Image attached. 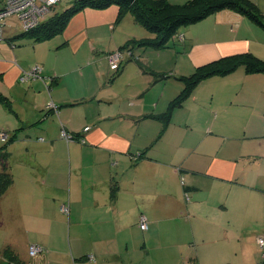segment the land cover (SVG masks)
Returning a JSON list of instances; mask_svg holds the SVG:
<instances>
[{
  "label": "crops",
  "instance_id": "0c3cea01",
  "mask_svg": "<svg viewBox=\"0 0 264 264\" xmlns=\"http://www.w3.org/2000/svg\"><path fill=\"white\" fill-rule=\"evenodd\" d=\"M169 1L173 3L178 0ZM259 8L264 11V5ZM122 17L118 18L115 5L104 9L84 8L70 19L62 33L43 41L30 39L33 41V45L29 46L30 52L16 44L14 35L4 38L6 42H0V81L9 86L16 85L22 73L43 65L41 76L52 93L53 85L64 82L68 74L64 67H52L53 72L49 71L50 57L54 52L68 49L77 55L86 46L87 53L99 51L102 57L108 59L127 39L150 37L146 32L141 37L137 34L120 40L118 33L124 34L118 31ZM207 18L214 19V24H217L209 28L216 30L210 39L203 38L200 35L202 32H198L201 27L197 26L202 25L203 20L192 25L198 30H190L188 35L180 34L184 49L188 47L193 53L191 56L195 58L193 62L196 65L246 51L264 60V32L258 25L228 9ZM251 35L256 40L250 38ZM55 38H59L56 44L42 51L41 44ZM39 50L42 55H38ZM135 55L143 54L134 50V58L129 55L125 58H130L127 61L123 56V64L116 73H121L127 62L136 60ZM83 69L78 65L79 71ZM164 69L159 73H166ZM234 73L242 75L240 84L236 90L232 87L217 90L214 86L212 95L207 98L210 111H214L215 107L228 111L233 100L245 99L244 95L240 96L242 92L259 98L264 96V72L247 74L239 67L219 78ZM215 77L218 76L208 77L200 83ZM164 79L165 75L155 81H164L165 88L168 80ZM33 82L38 84L35 80ZM64 87L67 96L61 93L62 100L45 104L44 109L39 110L32 119L28 118V122L17 125L12 121L8 123L6 117L0 116V130L8 133L9 137L14 135V140L22 133L19 132L21 129L32 126L36 133H42L45 137L39 148H33V161L25 163L28 165L23 167L33 168V171L22 173L21 187L17 188V176L11 170L13 182L0 197L1 201L12 194L17 202L20 194L33 195V219L37 221L33 223V230L38 233L33 238L37 242L33 244L39 245L42 252L26 261L27 264H153L142 259L141 255L148 254L146 235L155 229L165 239L186 247H202L215 241L214 236H217V242L229 241L246 232L247 202L258 213L262 208L261 191H264V184L258 176H264V172L257 169L260 156L233 151L229 156L218 157L219 148L207 152L200 146H192L184 141L180 144L170 142L167 147L160 146L157 142L162 134L160 137L158 134L159 140L157 137L153 140L159 123H153L152 133H140L139 126L149 118L146 117L149 114L126 112V97H122L120 105L114 103L113 108L103 111L96 118L87 119L85 116H75L71 111L72 107L82 103L85 96H72L68 85L64 84ZM97 87L89 97L95 96L100 102L113 104L114 100L106 98L103 89ZM28 90L26 95L29 94ZM180 91L181 88L176 95ZM1 95L9 98L8 95ZM62 102H69L68 107ZM55 114L62 120L58 130L53 129L49 121ZM84 127L88 129L84 130ZM17 128L20 130L15 131ZM62 128L69 133L68 137L61 135ZM28 135L27 132L24 136ZM208 136L205 134L204 137ZM146 147H149L147 152L139 157L140 151ZM28 148L25 146V149ZM199 176L205 180H199ZM214 187L216 194L209 197L204 195ZM223 188L227 190L225 196H221ZM251 190L258 192V195L249 200ZM140 215L147 219L144 231L137 224ZM136 235L140 240L136 241ZM204 255L209 260L195 255L189 257L191 261L187 264L220 262L221 255ZM240 260V263L232 264H264V252L260 261L254 260L252 254L251 258L244 256Z\"/></svg>",
  "mask_w": 264,
  "mask_h": 264
},
{
  "label": "rangeland",
  "instance_id": "374dc122",
  "mask_svg": "<svg viewBox=\"0 0 264 264\" xmlns=\"http://www.w3.org/2000/svg\"><path fill=\"white\" fill-rule=\"evenodd\" d=\"M71 1L72 0H62L46 15V18L56 12L62 11ZM184 1L185 0H178L175 2L182 3ZM253 1L258 6L264 5V0ZM212 15L214 16V14ZM242 16L258 25L264 32V29L254 20L245 15ZM44 18H42L41 21H43ZM207 19L209 18H203V22H201L203 24L197 26L199 28L201 27L200 29L192 27L194 23L180 26L176 31L177 33L168 40L167 46L163 48H136V50H139V54L143 55H135L136 60L134 59L127 62L121 73H116V71L120 69L122 63L114 72L109 69V61L101 56V52L93 50L91 53H87L86 46H84L77 55L73 54V52L68 49L54 52L50 57V66H48V68L49 71L53 72L52 67H64L68 72L64 82L58 84V86L57 84L53 85L52 94L47 88L48 83L45 84V82H43L41 72L37 77L28 79L25 82H16V85L12 86H9L6 82L0 81V93L8 95L9 97L0 101V116L6 117L8 123L12 121V123H17V125H21L23 121L28 122L35 114H38L39 110L44 109L45 104L53 102L56 99L62 100L61 98H63V96L60 95L61 93L67 96L64 84L68 85L72 96H77L79 94L85 96L82 99L83 104L81 103L79 106L71 108L72 114L75 116H85L87 119L96 118L102 114L103 111L106 112L107 109L113 108L114 103L120 105L122 97H126V104L128 103L126 112L128 113L134 112L136 114L137 112H143L145 114H151L162 112L164 109H167L170 102L169 100H172L174 96H176V92L180 90V88H183L184 83L180 79V76L191 74L196 70V67L199 66L193 62L195 58L191 56L193 53L190 52L189 48L187 47V49H184L180 34L184 33L188 35L190 30L194 32L199 29L198 32H202L200 35L203 38L207 37V39H210L209 37L213 35L216 30L212 31L209 30V28L216 27L217 24H214V19ZM5 22L6 26L3 30L4 38L19 34L23 31L22 23L15 16L5 19ZM118 31L124 33L123 35L118 33L122 41H124L126 36L131 37L132 35L138 34L137 36L141 37L142 34L146 32L149 33L150 37L153 36L152 33L135 21L130 11L126 12L122 17ZM250 38L256 40V37L253 35H251ZM30 39L32 38L20 37L15 40L16 44H19L22 49H26V51L30 52L29 46L33 45V39ZM2 40H0V42ZM58 40L59 38H55L50 42L41 44L42 46L40 47H42V51H45V47L56 44ZM42 51L39 50L38 55H42ZM118 51L124 56V60H126L125 58L129 57V55L134 58L131 52L121 49H118ZM210 60L207 62H210ZM76 62L79 63L77 64ZM78 65L80 68L84 69L79 71ZM39 66H42V68L44 67L43 65ZM163 68H166L164 69L166 73H159V70H163ZM28 70L25 72H28ZM156 74L165 75V79L168 80V84L165 88L163 87L164 81H155L157 78L155 76ZM34 80L37 81L38 84L34 83ZM241 80L242 75L234 73L226 78H219L218 76L200 83L188 95L183 106H174L171 109L170 120L168 124L165 125L164 129L162 128L161 121L148 118L143 120L142 124H140L139 132L152 133L153 123H159V130L153 137V140L156 137L157 140L160 139L158 134L163 129L162 137L157 142L160 146L167 147L170 142L180 144L184 141L192 146H200L201 149L207 152H214L216 148H219L218 157L223 155L229 156L233 151L238 153L242 152L243 154L253 157L260 156L257 169L260 172H264V96L262 95L259 98L242 92L240 96L244 95L245 99L239 101H237V99L233 100L231 105L229 104L228 111L226 112H224L226 108L221 109L218 107H215L214 111H210L211 109L207 106V98H210L209 96L212 95L214 86L217 90L220 87H232L236 90ZM102 84L105 85L101 87ZM109 85H111V87ZM96 87L97 89L99 87L103 89L102 91L105 97L114 100L113 104L107 103V101L100 102L101 100H97L95 96L89 97L90 92H93L92 90ZM28 88H30V90H28ZM27 90L29 91L28 95L25 94ZM215 99L217 102L220 101L218 97ZM6 102L9 105L8 107L5 105ZM243 102H245V104ZM62 103L67 104V107L69 105V102ZM49 121H51L50 126L53 127V129H60L62 120H60L56 114ZM16 130L20 129L17 128L15 131ZM1 131L2 130H0V132ZM19 132L22 133L7 147V150L9 149L12 153L10 169L12 171L14 170L17 176V188L21 187V182L23 180L22 173L33 171V168L30 169V167L28 169H23L25 165H28L25 163L33 161V148H39L43 143V138L45 139L42 133L38 134L33 130V126L27 127L26 129L23 128ZM25 132H28L29 137L24 136L26 134ZM65 133L69 135V133L62 128L61 135L63 136ZM205 134L209 136L206 138L204 137ZM7 140L8 137H6L4 141H0V143H5ZM25 146L29 148L25 149ZM258 177L261 178L264 184V176L260 175ZM198 179L201 181L205 180L203 176H199ZM215 183L218 182L215 180ZM215 189L214 187L210 191L207 190L204 195L208 197L210 195L213 196L216 194L214 191ZM249 193H252V196L247 198L249 200H252L258 195V192H252V190ZM225 194H227V190L223 188L221 196H225ZM261 202L262 208H260L259 213L257 210L254 211L250 208V203L247 202L246 209L248 213L245 218L246 232L240 234L237 238L230 239L229 241L217 242V236H214L215 241L203 244L202 247L199 245H189L190 247H186L165 239L162 233L155 229L154 231L148 232L146 235V251L148 254L143 253L141 258L152 261L153 264H187V262L191 261L190 258L192 257L190 256H202L205 260H209L204 254H216L219 256L221 255V258L220 262L215 264H220L222 262V264H232L233 262L240 263V259L244 256L251 258L252 254L254 260L260 261L261 254L264 252V245L263 247L259 245L257 237L264 238V191H261ZM36 222V219H33V195L29 197L27 194H20L17 202L12 194L3 197L0 201V250L8 245L21 259L29 261V259L32 258L28 253L29 245L37 242L33 241V238L38 235V233L33 230V223ZM250 228L252 229L250 230ZM135 237L136 241L140 240L137 235ZM203 251L204 254L202 253Z\"/></svg>",
  "mask_w": 264,
  "mask_h": 264
},
{
  "label": "trees",
  "instance_id": "16d2710c",
  "mask_svg": "<svg viewBox=\"0 0 264 264\" xmlns=\"http://www.w3.org/2000/svg\"><path fill=\"white\" fill-rule=\"evenodd\" d=\"M111 5L117 6L118 18L130 11L135 21L153 34V36L146 38H129L119 46V49L131 52V54L140 47L163 48L167 46L168 40L177 33L176 31L180 26L196 23L221 10H233L245 15L264 28V11L253 0H185L182 3H172L169 0H72L62 11L45 18L34 28L23 30L14 35V38H32L35 42L51 39L62 33L70 19L84 8L104 9ZM239 67L243 68L247 74L264 72V60L246 51L223 56L199 65L191 74L180 76L184 83L183 88L170 100L165 112L149 114L146 117L160 120L164 129L169 122L171 109L174 106H182L188 95L200 82L208 77L225 76ZM155 76L157 80L164 77L163 75ZM4 99L7 98L0 94V101ZM5 105L6 107L9 106L7 102ZM163 129L159 137L163 133ZM6 134L8 140L5 143H0V197L3 196L14 179L10 169L11 153L7 151V146L14 141V135L9 137L8 133ZM148 148L140 151L139 157H142ZM3 263L27 264L8 245L0 250V264Z\"/></svg>",
  "mask_w": 264,
  "mask_h": 264
},
{
  "label": "built area",
  "instance_id": "2783aa9c",
  "mask_svg": "<svg viewBox=\"0 0 264 264\" xmlns=\"http://www.w3.org/2000/svg\"><path fill=\"white\" fill-rule=\"evenodd\" d=\"M62 0H0V40L4 39L3 30L6 26L5 19L15 16L22 23L23 30H29L34 28L42 18H46L53 8L59 4ZM44 18V19H45ZM43 19V20H44ZM180 39L181 36H180ZM109 67L111 70H117L123 61L122 54L117 50L109 55ZM42 72V67L35 66L28 72L22 73L18 80L25 82L28 79L37 77ZM88 127H84V130ZM63 136H69L66 133ZM7 134L3 131L0 132V141H4ZM80 141H84L80 139ZM64 211V208L61 209ZM138 224L140 229L145 230L147 228V219L144 215H140L138 218ZM257 242L259 245H264V238L258 237ZM42 252V248L37 244L29 246V256L33 257Z\"/></svg>",
  "mask_w": 264,
  "mask_h": 264
}]
</instances>
